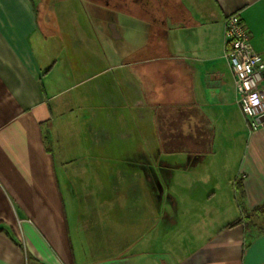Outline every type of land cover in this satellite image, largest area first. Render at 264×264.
Wrapping results in <instances>:
<instances>
[{
  "label": "crops",
  "instance_id": "crops-1",
  "mask_svg": "<svg viewBox=\"0 0 264 264\" xmlns=\"http://www.w3.org/2000/svg\"><path fill=\"white\" fill-rule=\"evenodd\" d=\"M127 5L0 0V264H264V125L224 46L238 12L264 58V0L140 4L143 44ZM124 15L108 65L89 23Z\"/></svg>",
  "mask_w": 264,
  "mask_h": 264
},
{
  "label": "built area",
  "instance_id": "built-area-1",
  "mask_svg": "<svg viewBox=\"0 0 264 264\" xmlns=\"http://www.w3.org/2000/svg\"><path fill=\"white\" fill-rule=\"evenodd\" d=\"M224 46L234 75L236 103L252 130L264 125V58L254 48L251 34L238 12L224 22Z\"/></svg>",
  "mask_w": 264,
  "mask_h": 264
},
{
  "label": "rangeland",
  "instance_id": "rangeland-1",
  "mask_svg": "<svg viewBox=\"0 0 264 264\" xmlns=\"http://www.w3.org/2000/svg\"><path fill=\"white\" fill-rule=\"evenodd\" d=\"M77 1V0H76ZM153 1V0H149ZM127 9L136 10L138 11V26L135 29L134 27V35L138 36V40L140 44L145 43L147 30L145 25V20L148 18V11L143 10V7L138 6L137 4L129 3ZM122 17V16H121ZM119 18L121 21L116 23L115 21L108 22L107 24L97 22L95 19L92 20L90 24V33L93 35V39L95 44H93V47H97L102 53L107 52L108 53V59L106 63L108 65H115L117 63L115 58H111L110 54L112 53V50H115L116 46L119 49H123L124 51H128V49L131 46V35L133 32V26L131 23V17L124 15L125 19ZM127 17V18H126ZM123 21V22H122ZM75 23L78 26L79 20H75ZM79 31V29H77ZM118 34L123 33V38H118Z\"/></svg>",
  "mask_w": 264,
  "mask_h": 264
},
{
  "label": "flooded vegetation",
  "instance_id": "flooded-vegetation-1",
  "mask_svg": "<svg viewBox=\"0 0 264 264\" xmlns=\"http://www.w3.org/2000/svg\"><path fill=\"white\" fill-rule=\"evenodd\" d=\"M106 3H111V2H122L124 4H129V3H133V4H137V5H140V4H147L149 3L150 1L149 0H105Z\"/></svg>",
  "mask_w": 264,
  "mask_h": 264
},
{
  "label": "trees",
  "instance_id": "trees-1",
  "mask_svg": "<svg viewBox=\"0 0 264 264\" xmlns=\"http://www.w3.org/2000/svg\"><path fill=\"white\" fill-rule=\"evenodd\" d=\"M236 223H238V221L234 222L233 224H236Z\"/></svg>",
  "mask_w": 264,
  "mask_h": 264
}]
</instances>
